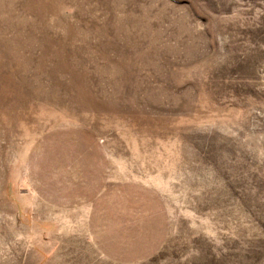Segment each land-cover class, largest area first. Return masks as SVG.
<instances>
[{
    "label": "rangeland",
    "instance_id": "374dc122",
    "mask_svg": "<svg viewBox=\"0 0 264 264\" xmlns=\"http://www.w3.org/2000/svg\"><path fill=\"white\" fill-rule=\"evenodd\" d=\"M125 183L129 262L86 229ZM0 264H264V0H0Z\"/></svg>",
    "mask_w": 264,
    "mask_h": 264
},
{
    "label": "crops",
    "instance_id": "0c3cea01",
    "mask_svg": "<svg viewBox=\"0 0 264 264\" xmlns=\"http://www.w3.org/2000/svg\"><path fill=\"white\" fill-rule=\"evenodd\" d=\"M137 185H114L98 193L86 218L88 236L96 249L111 260L136 261L161 246L167 230L161 202Z\"/></svg>",
    "mask_w": 264,
    "mask_h": 264
}]
</instances>
